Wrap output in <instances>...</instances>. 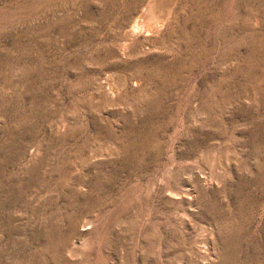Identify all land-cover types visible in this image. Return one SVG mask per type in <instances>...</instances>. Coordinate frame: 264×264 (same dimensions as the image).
<instances>
[{
    "label": "rangeland",
    "instance_id": "1",
    "mask_svg": "<svg viewBox=\"0 0 264 264\" xmlns=\"http://www.w3.org/2000/svg\"><path fill=\"white\" fill-rule=\"evenodd\" d=\"M0 264H264V0H0Z\"/></svg>",
    "mask_w": 264,
    "mask_h": 264
}]
</instances>
